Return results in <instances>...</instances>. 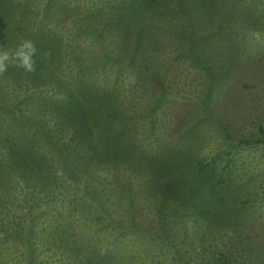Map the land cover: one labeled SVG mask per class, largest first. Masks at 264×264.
Returning <instances> with one entry per match:
<instances>
[{"label": "rangeland", "instance_id": "374dc122", "mask_svg": "<svg viewBox=\"0 0 264 264\" xmlns=\"http://www.w3.org/2000/svg\"><path fill=\"white\" fill-rule=\"evenodd\" d=\"M22 40L39 65L0 74V264H264V0H0V52ZM87 121L107 155L72 138Z\"/></svg>", "mask_w": 264, "mask_h": 264}, {"label": "trees", "instance_id": "16d2710c", "mask_svg": "<svg viewBox=\"0 0 264 264\" xmlns=\"http://www.w3.org/2000/svg\"><path fill=\"white\" fill-rule=\"evenodd\" d=\"M51 55H52V61H51V65L55 64L56 63V60L59 58V54L61 52V50L59 49H56L54 46H52L51 50ZM38 66L39 64H35V66ZM37 68V67H36ZM40 68V67H39ZM41 72L42 70L40 69V72L37 71L36 73L41 77ZM46 75H42V77H44ZM48 76V74H47ZM87 93L89 95L92 94V92H88ZM71 98L73 96H70ZM71 118H73L72 114L70 113V116ZM63 121H65L66 119H68L67 117H63ZM86 123H88V125L86 124H82L80 126H74L72 124H70V132L72 133V138L74 140H77V141H85L87 143V145L89 147H91L92 151H93V155L96 154V152L99 150V153L103 154V155H107L110 150V146H111V143L112 141L110 142H106V140L104 142H102L101 140H103L102 136L100 135L101 133L97 132L96 136H95V133L93 131V127H90L89 125V122L87 121ZM112 146L113 143H112ZM111 152V151H110ZM173 176L174 175H169L167 176L166 178H164L163 180H166V181H169L171 179H173ZM172 182H174V180H172ZM163 185H161L158 189V191H161V189H164L166 191L165 194H169L170 190L171 189H174L172 192H175L176 188H177V193L179 190H182V188L184 187H180L178 185V182L175 183V185H169V183H166V182H162ZM171 192V193H172ZM173 196V195H172ZM172 196L169 194V197L168 198H172ZM177 199V198H176ZM175 198L171 199L170 202H168L167 204L163 202V199L160 200V206H161V210H157V211H163V213L165 214V216L167 218H169L170 220H174L176 221L178 224H180V221L179 220H176V219H181L182 223L184 224L185 222V213L187 214L188 212H186L187 210L182 207V200H180V204L179 206L177 207L178 204H174ZM164 203V204H163ZM174 204V205H173ZM182 207V209L178 210L177 208H180ZM174 208H176L178 210V212L176 210H174ZM223 259V258H222ZM219 264H229L228 261H223L222 263H219Z\"/></svg>", "mask_w": 264, "mask_h": 264}, {"label": "clouds", "instance_id": "9594fccd", "mask_svg": "<svg viewBox=\"0 0 264 264\" xmlns=\"http://www.w3.org/2000/svg\"><path fill=\"white\" fill-rule=\"evenodd\" d=\"M37 54V48L31 40H22L15 52H0V74L7 71L9 65L23 69L27 73L36 71V62L33 57ZM45 59L51 56L50 51L44 52Z\"/></svg>", "mask_w": 264, "mask_h": 264}]
</instances>
